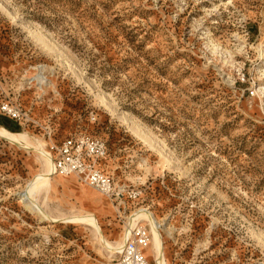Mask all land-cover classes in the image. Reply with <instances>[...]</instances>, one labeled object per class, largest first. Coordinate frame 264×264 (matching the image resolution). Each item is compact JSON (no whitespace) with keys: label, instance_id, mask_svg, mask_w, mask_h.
<instances>
[{"label":"rangeland","instance_id":"rangeland-1","mask_svg":"<svg viewBox=\"0 0 264 264\" xmlns=\"http://www.w3.org/2000/svg\"><path fill=\"white\" fill-rule=\"evenodd\" d=\"M1 102L31 123L0 126L47 152L106 141L105 172L139 195L54 175L45 218L26 197L42 159L0 137V264H108L102 237L124 245L142 208L168 264H264V0H0Z\"/></svg>","mask_w":264,"mask_h":264},{"label":"built area","instance_id":"built-area-1","mask_svg":"<svg viewBox=\"0 0 264 264\" xmlns=\"http://www.w3.org/2000/svg\"><path fill=\"white\" fill-rule=\"evenodd\" d=\"M0 111L13 121L31 123L28 113L11 103L1 102ZM34 123V122H33ZM49 139L52 138V133ZM49 152L52 155L53 175L75 176L81 182L111 200H136L138 193L128 186H119L114 176L101 169L100 163L108 156V146L101 138L85 133L64 137L53 142ZM151 240L149 226L141 223L133 228L121 252L116 253L108 264H149L145 250Z\"/></svg>","mask_w":264,"mask_h":264},{"label":"bare ground","instance_id":"bare-ground-1","mask_svg":"<svg viewBox=\"0 0 264 264\" xmlns=\"http://www.w3.org/2000/svg\"><path fill=\"white\" fill-rule=\"evenodd\" d=\"M0 137L6 138V139H8L14 143H17L18 145L30 150V151H33L42 159L43 164H44L43 173L38 175L34 179V181L32 183V186L34 187V189L32 190V192L28 191L26 197L31 201V205H34L39 213L44 215L45 218L48 217L45 215L43 209L33 199V196L35 195V188L42 186L45 183H49L51 177L54 176L53 175L54 163H53V158H52L51 153L49 151H48L49 152L48 153L45 147H38V146L34 145L33 143H31V141L28 139L26 134L11 133V132L7 131L6 129H4L2 126H0ZM74 220H79V222L94 225L95 228L97 229V232H99V229L97 228L96 220L92 217H89V216L88 217H81V218H75ZM143 220L149 222V226L151 227V229L153 231V235H154L153 248L156 251L155 252V263L156 264H168L167 259H166V255H165V251H166L165 238L163 237L162 231H161V228L164 224H160L159 221L157 220V218L155 217V215L151 211H149L148 209L142 208L130 216L129 226H128L127 232H126V238L130 237L131 231L133 230V228L135 226L138 225L137 222L143 221ZM127 240H126V242H127ZM102 241L105 243V245H107V247H108L107 249H109L110 251H112L114 253L121 252L125 243H126L125 242L124 245L122 243L119 245L111 244V243L107 242V240L103 237H102Z\"/></svg>","mask_w":264,"mask_h":264},{"label":"crops","instance_id":"crops-1","mask_svg":"<svg viewBox=\"0 0 264 264\" xmlns=\"http://www.w3.org/2000/svg\"><path fill=\"white\" fill-rule=\"evenodd\" d=\"M108 157V156H107ZM107 157L103 160V161H101V163H100V167H101V169L102 170H106V159H107ZM107 172V171H106ZM57 176H61V177H67V178H69V177H74V178H76L75 176H62V175H57ZM56 176V177H57ZM77 179V178H76ZM145 255H146V257H147V251L145 250ZM148 259V258H147ZM149 261V260H148Z\"/></svg>","mask_w":264,"mask_h":264}]
</instances>
